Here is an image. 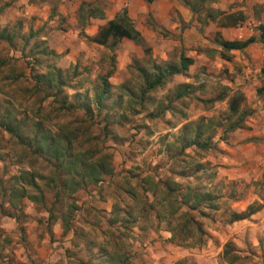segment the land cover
<instances>
[{"label": "rangeland", "instance_id": "374dc122", "mask_svg": "<svg viewBox=\"0 0 264 264\" xmlns=\"http://www.w3.org/2000/svg\"><path fill=\"white\" fill-rule=\"evenodd\" d=\"M32 1L35 10L20 7L18 0H0V32L11 38V42L0 40V120L6 117L19 124L26 136L36 122L52 132H67L75 138L74 152L87 161L104 162L111 174L94 185L79 183L75 177L71 182L79 187L70 193L62 186L66 176L51 161L18 145L0 127V264H107L112 254L131 264H144L145 245L154 244L177 259L161 256L151 258V264H198L199 260L227 264L221 252L228 242L234 247L232 254L239 257L234 264H264V144L251 150L262 160L250 165L234 163L243 157L230 144L237 131L228 133L225 141L217 132L214 149L205 152L193 147L180 152L177 144L183 125L224 116L225 102L206 100L224 91H239L234 74L217 56L213 40L215 34L222 38L221 33L202 23L205 10H214L210 3L192 14L179 0H170L188 11L184 19L170 15L175 27L165 23L156 2L134 6L130 19L147 51L125 39L109 51L89 41L100 25L85 12L78 17V0ZM92 4L99 10L111 9L105 0ZM259 34L264 30L256 27L253 36ZM180 54L192 58L187 72L170 77L141 98V71L151 72L152 64H176ZM111 65L110 98L99 112L90 104L91 113L84 114L77 107L80 98L73 95L90 100L97 76ZM52 69H58L64 80L57 99L64 98L74 109L61 110L53 97L36 93L33 77ZM183 84L188 95L175 100V91ZM259 89L253 88L254 96L244 100L251 117L258 107L256 100L264 96ZM197 164L204 166L203 171L194 172ZM25 173L39 188V193L26 189L28 194L42 199L33 203L22 198L12 205L9 191L22 185L12 179ZM165 181L178 184L180 190L189 186L218 197L217 211L200 207L204 216L189 213L204 233L200 243L195 235L184 238V246L169 242L168 228L186 221L174 218L187 210L173 200L180 190L174 197L166 195ZM248 206L259 208L258 212L228 223L231 213Z\"/></svg>", "mask_w": 264, "mask_h": 264}, {"label": "trees", "instance_id": "16d2710c", "mask_svg": "<svg viewBox=\"0 0 264 264\" xmlns=\"http://www.w3.org/2000/svg\"><path fill=\"white\" fill-rule=\"evenodd\" d=\"M145 3H150L152 0H142ZM184 7H186L190 13H197L199 8L203 4V0H179ZM81 12H85L88 18L103 19L102 12L91 7V4L81 2L77 9L78 17H81ZM204 21L215 22L218 28L234 27L239 22L243 21L242 14L240 12L225 14L219 10H205L203 16ZM262 29V28H259ZM125 39L136 45L145 48L144 40L141 34L134 28L131 19L127 15L125 8L117 12L111 20L106 21L103 25L97 28L95 35L89 38V41L95 45L101 46L109 51H112L120 40ZM0 40L11 42V38L4 34V31L0 32ZM264 40V34H259L257 38L249 37L245 40L238 41H227L215 34L214 44L217 47V55L220 60L228 61V53L230 51L241 52L246 49L249 45L256 41ZM112 61V56L110 57ZM192 64V59L185 57L180 54L176 64L162 62L161 64H152L151 72H143L142 74V86L139 90V96L144 97L146 93H149L156 88L164 84L170 77L175 75H183L187 72L188 67ZM113 72L112 65L109 70L104 75L97 76V85L92 93L90 100L84 95L74 94L73 98L77 96L80 98L77 107L80 108L84 114H90V104H92L97 111L105 107L104 102L110 98L111 95V85L108 82V78ZM34 87L36 93H41L45 97H53V99L59 103L60 109L64 111H69L74 109L71 104H67L66 100L57 99L64 87L63 76L58 69H52L45 74H37L33 77ZM181 90H176L174 94V99L178 100L188 95L185 90L187 86L185 84L180 86ZM264 88V79L261 84V89ZM47 93H54L53 96H49ZM262 105L264 108V99L262 100ZM206 103L214 102H225L226 112L223 117L219 120H213V118H200L196 124H185L181 128V132L177 137V144L179 145L180 152H183L188 148H195L198 151L205 152L214 149L215 141H213L215 134L218 132L220 134L219 140L225 141V137L228 133H232L236 130L243 129L245 126V120L250 115V111L244 108V97L239 91H224L217 97L208 99ZM0 127L8 133L12 138L15 139L18 145L23 146L26 149H30L32 153L38 157L46 158L47 161H51L53 165L61 171L65 180L62 182V186H66L70 193H73L78 187V182H71L76 177L79 179V183L84 181V183L89 185H94L102 181V177L109 176L111 174V169L102 161H87L84 159L82 153L74 152L73 143L74 136L67 132H52L50 129L43 128L39 123H34L32 130L29 135H24L21 126L17 123H12L7 120L6 117L0 120ZM189 129L187 132L186 130ZM194 172L203 171L204 166L197 164L194 168ZM183 176V174H178ZM13 181H22V185L12 188L9 191L8 202L12 205L22 198H26L30 202L40 203L39 199L42 196L30 195L26 189H31L36 193H39V188L34 182V179L29 174L25 173L22 177H14ZM70 181V183H69ZM165 186V192L168 197L173 196V193L179 189L178 184L173 182L165 181L163 182ZM65 187V188H66ZM179 196H173V200L177 201V206L186 207L187 213H183L178 217H175L179 222L183 219L181 223H176L177 225L168 228L170 233L169 242L172 244L184 246V238L190 239L192 235L198 236L200 243V237L204 235L200 225L192 220L189 215L191 212H195L200 216H204L200 207H204L210 212H215L218 210V205L216 201L218 197L210 192H199L197 190H192L189 186H186L184 190H180ZM38 197V198H37ZM17 198V200H15ZM178 209V208H177ZM259 208H253V206H248L244 211L238 213H231L229 216L228 223H234L238 221L247 220L256 212ZM175 209L171 210V213L175 212ZM189 215V216H188ZM48 220H52L51 214H48ZM173 222V220H171ZM169 222V223H172ZM189 225L187 231L185 228ZM169 226V224H168ZM178 227V228H176ZM234 247L231 243H225L222 248L221 256L226 261L227 264H234L238 260V256L232 252ZM107 264H131L126 257L119 256L117 254H112L105 260Z\"/></svg>", "mask_w": 264, "mask_h": 264}, {"label": "crops", "instance_id": "0c3cea01", "mask_svg": "<svg viewBox=\"0 0 264 264\" xmlns=\"http://www.w3.org/2000/svg\"><path fill=\"white\" fill-rule=\"evenodd\" d=\"M51 1V0H50ZM75 1V0H71ZM99 0H78V3L85 2L91 4V7L95 8L92 4ZM102 1V0H101ZM106 4L110 10H100L103 14V19L93 18L94 21L98 25H103L106 21L111 20L113 16L119 12L121 9L125 8L127 11V15L131 18V14L133 13L134 6H143L145 2L142 0H105ZM204 3H210V7L214 10H219L224 12L225 14L237 13L240 12L243 15L245 14L248 18L246 21L239 22L234 27H226V28H218L215 22L204 21L202 19V23H208L210 27H213L215 31L221 33L222 39L227 41L238 40L242 41L249 37H254L253 32L255 28H262L264 30V0H203ZM21 5L25 7H29L30 9L36 8V5L33 4L32 0H18ZM152 3H157L161 10V16L164 15L165 23L171 24V27H175V24L170 23L169 18L170 15L173 18L181 19L185 18L187 15V10L176 4L175 1L170 0H152ZM150 2V3H151ZM46 4V5H45ZM44 8H48L47 2H44ZM75 5V3H74ZM18 6V3H16ZM79 7V6H78ZM175 8V9H173ZM21 10V9H20ZM27 12V11H25ZM244 15V17H245ZM255 38V37H254ZM263 41H256L253 44L249 45L246 49L241 52L238 51H230L227 55L229 57L228 61H223L224 64L228 68V73L234 74L233 81L236 89L241 91L244 100L249 101L251 96H254L253 88H258L261 86L264 77L262 78L259 74V69L264 67V46L261 45ZM258 43V47H256ZM218 50V49H217ZM207 54V52H205ZM218 56V55H217ZM232 57V58H231ZM190 58V57H189ZM219 58V57H218ZM192 59V58H191ZM260 94L264 93V88L259 89ZM256 100V112L254 116L247 117V121H245L244 128L240 130H236L237 133L233 134V137L230 138V144L234 146V148L238 149L242 158L238 159L234 163L241 165H250V162H259L262 160L259 153H252V149L263 148L264 144V108L262 105V100ZM264 154V152H263ZM223 161L228 163L229 160L224 158ZM233 161H230L232 163ZM146 251L148 255H144L143 260L144 264L153 263V259H159L161 256L169 257L168 253H165V250L160 247L158 244H154L153 246L145 245ZM178 255V254H177ZM183 255V254H180ZM179 257V256H178ZM183 257V256H180ZM153 258V259H151ZM170 259L176 260V257L170 256ZM200 259V258H198ZM205 260V259H204ZM191 261L193 259L191 258ZM198 262V261H197ZM198 264H205V261L199 260Z\"/></svg>", "mask_w": 264, "mask_h": 264}, {"label": "built area", "instance_id": "2783aa9c", "mask_svg": "<svg viewBox=\"0 0 264 264\" xmlns=\"http://www.w3.org/2000/svg\"><path fill=\"white\" fill-rule=\"evenodd\" d=\"M260 76L263 78L264 77V67L259 71ZM101 184V182H100Z\"/></svg>", "mask_w": 264, "mask_h": 264}]
</instances>
